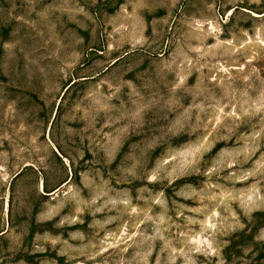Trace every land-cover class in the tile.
<instances>
[{
	"label": "rangeland",
	"instance_id": "rangeland-1",
	"mask_svg": "<svg viewBox=\"0 0 264 264\" xmlns=\"http://www.w3.org/2000/svg\"><path fill=\"white\" fill-rule=\"evenodd\" d=\"M0 264H264V0H0Z\"/></svg>",
	"mask_w": 264,
	"mask_h": 264
}]
</instances>
